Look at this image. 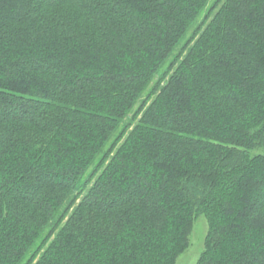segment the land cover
Here are the masks:
<instances>
[{
  "label": "trees",
  "instance_id": "16d2710c",
  "mask_svg": "<svg viewBox=\"0 0 264 264\" xmlns=\"http://www.w3.org/2000/svg\"><path fill=\"white\" fill-rule=\"evenodd\" d=\"M264 264V0H0V264Z\"/></svg>",
  "mask_w": 264,
  "mask_h": 264
},
{
  "label": "rangeland",
  "instance_id": "374dc122",
  "mask_svg": "<svg viewBox=\"0 0 264 264\" xmlns=\"http://www.w3.org/2000/svg\"><path fill=\"white\" fill-rule=\"evenodd\" d=\"M208 230L207 219L201 215L193 225L187 249L178 257L176 264H197L205 249Z\"/></svg>",
  "mask_w": 264,
  "mask_h": 264
}]
</instances>
